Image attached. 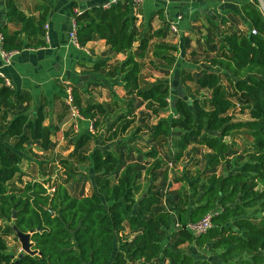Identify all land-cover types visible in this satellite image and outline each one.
Returning a JSON list of instances; mask_svg holds the SVG:
<instances>
[{
    "label": "trees",
    "instance_id": "trees-1",
    "mask_svg": "<svg viewBox=\"0 0 264 264\" xmlns=\"http://www.w3.org/2000/svg\"><path fill=\"white\" fill-rule=\"evenodd\" d=\"M71 5L76 6V2ZM241 8L249 31L221 33V54L209 59L211 67L220 71L205 69L196 79L199 88L211 90V97H194L191 101L171 96L170 87L162 81L141 85L147 52L173 64L176 57L172 51L177 48L165 40V28H140L131 0L108 9L94 5L79 15L74 13L82 46L104 40L111 53H126L120 65L126 92L147 102L157 116L170 105L174 107L176 115L160 118L150 128V137L160 144L168 142L175 152V162L195 142L213 151L214 167L227 161L234 153L231 146L208 132L225 137L243 130L253 139L249 159L228 166L240 167L238 172L213 173L208 182L191 185L193 199L182 198L170 209L163 204L164 193L153 190L152 185L145 195L136 197L142 172L138 165L123 166L121 156L111 148L97 147L89 156L81 157L90 161L99 183L98 191L90 195H75L62 182L56 183L52 192L46 182L40 181H28L22 188L9 186L15 177L21 179L24 175L21 152L26 144L34 141L49 150L53 129L45 123L46 104L41 103L31 116V95L15 91L0 76V220L13 222L30 233L32 249L38 251L35 255L25 254L20 264H129L139 260L146 264L165 260L170 264H209L208 260L197 262L193 255L177 250L185 243L220 250L218 257L225 264H264V16L256 1L243 3ZM48 11L45 6L40 15H27L9 0L6 18L0 25L2 47L10 51L46 46L42 37ZM7 21L18 28L11 30ZM223 76L230 90L223 84ZM73 95L77 105L79 96ZM235 106L248 111L249 119L234 120L230 111ZM79 110L95 128L100 126L99 114L107 112L97 102ZM127 127L126 123L122 125L123 130ZM91 139L89 134H82L76 149H82ZM148 155L154 159L149 174L156 176L153 169L162 167L158 150L152 149ZM120 167L124 168L116 181L107 178ZM207 214L212 216V226L205 233L196 235L187 229L188 223H197ZM177 222L180 228L175 226ZM126 223L131 238L124 235ZM9 228L14 232L12 225ZM169 233L177 239L174 246L165 245ZM13 261V253L0 235V264Z\"/></svg>",
    "mask_w": 264,
    "mask_h": 264
},
{
    "label": "rangeland",
    "instance_id": "rangeland-1",
    "mask_svg": "<svg viewBox=\"0 0 264 264\" xmlns=\"http://www.w3.org/2000/svg\"><path fill=\"white\" fill-rule=\"evenodd\" d=\"M253 1H256L261 13L264 14V0ZM14 2L17 4L16 0ZM40 2L43 4L45 0H40ZM7 8H9V0L6 1L0 11V24L4 22L5 9ZM230 19L231 25L226 24V27H222L221 24L227 23V21L221 20L215 23L217 27H214L211 21L203 20L202 23L193 24L186 31L187 33L182 36L180 28L177 33H173L167 24L164 27L167 35L165 40L176 46L177 50L172 51L176 61L169 64L161 57L155 56L152 51H148L142 62L141 85L147 86L162 81L170 87L171 96L173 97L183 96L189 101L194 97L208 100L211 97V90L199 88L196 79L202 70L220 71V69L211 67L209 59L221 54V33L235 30L246 33V28L237 14L233 13ZM156 40L154 39L152 43ZM82 51L86 54L90 52ZM108 52H110L109 49ZM124 54L123 59H110L107 61L109 65L104 67L101 73L94 75L91 73L95 71L88 70L87 75L80 79L77 85H73L71 82V75L64 74V77H68L66 79L68 83L59 80L60 86L56 95L59 96L60 91L71 90L73 94L76 93L79 96L78 103L76 102L79 105L78 108L86 106L87 103L102 102L107 112L104 115L99 114L100 126L91 128V125H93L91 119L83 117V120H74L65 104L56 101V103L50 102L53 107H47V103L41 101V103L46 104L47 118L45 123L51 124L53 129L52 146L45 151L37 142L30 141L26 144L25 150L21 152L23 156L21 169L24 175L21 176V179L18 176L15 177L9 186L22 188L28 181H40L46 182V187L52 192L54 190L52 187L56 183L62 182L75 195H90L92 192L98 191L99 183L90 161L88 159L82 160L81 157L89 156L97 147L102 149L111 148L121 156L123 166L128 164L138 165L139 170L142 172L140 190L136 197L140 198L145 195L150 185H152L154 186L153 190L158 189L164 193L163 204L167 209H170L172 204L178 203L182 198L193 199L191 185L196 183L201 185L203 182H208L213 173L221 175L228 172H238L241 169L238 166L228 169V166L230 163L235 162L244 163L254 150L252 137L243 130L233 132L225 137H222L219 132H208L211 136L219 137L227 142L231 146L232 152H234L227 157V161H222L219 166L214 167L211 164V159L214 156L213 151L196 142L189 147L179 162H175V152L169 146V143L162 142L160 144L159 140H153L150 137V128L153 124H156L160 118L175 116V109L170 105L168 109L157 116L147 102L124 90L122 85L124 72L120 69L122 61L126 58V53ZM109 55H111V52ZM114 62L117 63L114 64ZM104 80H109L110 83H103ZM222 82L230 90L224 76ZM52 97L53 95L50 98ZM41 98H44L43 93ZM168 101H171L170 97ZM37 105L36 107L32 105L31 97L30 110L28 111L31 116L39 106ZM230 113L234 120L249 119L248 111H241L240 106H235ZM125 123L128 127L123 130L122 125ZM82 134H89L92 139L82 149L77 150V143ZM8 142L14 145L12 139H8ZM152 149L158 150V158L162 162V167L152 171L156 176L149 174V170H151L154 163V159L148 155ZM123 168L120 167L115 170L107 178L116 181ZM11 225H13V222L0 220V235L6 240L9 251L17 257L22 252V247L18 236L10 230ZM124 235H126V238L133 236L127 223ZM176 241V237L169 233L165 245L174 246ZM177 250L193 255L197 262L205 259L209 261V264H225L218 257L220 250H214L208 246L200 248L195 244L185 243L180 245ZM129 264L146 263L139 260ZM155 264L170 263L169 260H165L162 263L156 262Z\"/></svg>",
    "mask_w": 264,
    "mask_h": 264
},
{
    "label": "crops",
    "instance_id": "crops-1",
    "mask_svg": "<svg viewBox=\"0 0 264 264\" xmlns=\"http://www.w3.org/2000/svg\"><path fill=\"white\" fill-rule=\"evenodd\" d=\"M6 1L0 0V11ZM108 1L45 0L42 4L40 0H16L17 6L27 15L38 16L43 12L45 6L49 7L45 23V25H49V38H44L46 46L18 50L19 52L11 65H1L0 72L3 73L9 84H6L5 81L4 83L15 91H27L31 95L32 105L35 107L41 101L47 103V107H53L51 103H56V101L65 104L64 98H66L68 90L60 91L59 96L56 95L60 86L59 80L68 83L66 81L68 77H64V74L71 75V82L73 85H77L79 80L87 75L88 70L95 71L91 74L96 75V73H101L104 67H108L109 62L107 61L110 59H123L124 53L109 55V48L104 40L92 41L82 46L89 49L90 52L86 54L82 51L83 48L73 44L70 37L75 10L84 11L94 5L102 6ZM72 2H76L77 5L72 7ZM253 2V0H145L141 4L132 5L138 25L143 30L164 28L171 21H176L178 16H182L183 18L179 21L182 36L193 24L202 23L203 20H209L212 24L221 20L227 21V23L221 24L222 27H226V24L231 25L230 16L233 13L237 14L248 32L250 27L241 7L243 3ZM7 22L11 30L18 28L16 23ZM101 62L103 63L100 64ZM116 63L114 62V64ZM103 83L109 84L110 81L104 80ZM42 93L44 98H41ZM52 95L53 97L50 98Z\"/></svg>",
    "mask_w": 264,
    "mask_h": 264
},
{
    "label": "built area",
    "instance_id": "built-area-1",
    "mask_svg": "<svg viewBox=\"0 0 264 264\" xmlns=\"http://www.w3.org/2000/svg\"><path fill=\"white\" fill-rule=\"evenodd\" d=\"M120 1H124V0H109L108 2H106L105 4L102 5V7L104 9H108L110 8L113 4H116ZM132 4L136 5V4H141L143 2H145V0H131ZM83 11L80 10H75L76 14H81ZM264 15V14H263ZM182 16H178L176 21H171L169 24V29L171 32L173 33H177L179 31V21L182 19ZM45 29L46 32L43 36V38L48 39V29H49V25L46 24L45 25ZM252 32L255 34L257 33L256 30H252ZM70 37L71 40L73 42V44L77 45L78 47L83 48L86 52H89L88 49L82 47V45L79 43L78 38H77V25H76V21L74 19L73 21V27L72 30L70 32ZM3 44V36L0 33V60H1V65L2 66H9L12 64L13 62V58L17 55V53L19 52L18 50H5L2 47ZM0 76L2 78H4V75L2 72H0ZM4 81L6 84H9L8 80L4 78ZM65 104L68 107V109L70 110V114L72 115L74 120H83V116L80 113V110L78 108V106L75 104V99H74V95L72 93L71 90H68L67 96L65 98ZM76 127H77V123H76ZM94 127L93 125H91V128ZM211 214H207L202 220H200L197 223H188L186 225L187 229H189L190 231H192L194 234L196 235H200L205 233L211 226H212V222H211ZM175 226L177 228H180L181 225L179 224V222H177L175 224Z\"/></svg>",
    "mask_w": 264,
    "mask_h": 264
},
{
    "label": "water",
    "instance_id": "water-1",
    "mask_svg": "<svg viewBox=\"0 0 264 264\" xmlns=\"http://www.w3.org/2000/svg\"><path fill=\"white\" fill-rule=\"evenodd\" d=\"M13 219H16V213L13 214ZM12 226L21 243L22 252L17 257L13 255V259H15V261H13L11 264H20V260L25 254L35 255L38 253V251L32 249L33 242L31 241L30 233L21 231L15 224H13Z\"/></svg>",
    "mask_w": 264,
    "mask_h": 264
}]
</instances>
